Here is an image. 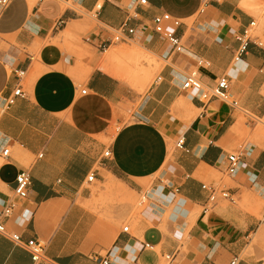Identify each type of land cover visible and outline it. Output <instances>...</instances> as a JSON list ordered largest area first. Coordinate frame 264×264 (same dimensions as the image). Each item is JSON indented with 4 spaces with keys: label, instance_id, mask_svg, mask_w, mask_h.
<instances>
[{
    "label": "crops",
    "instance_id": "0c3cea01",
    "mask_svg": "<svg viewBox=\"0 0 264 264\" xmlns=\"http://www.w3.org/2000/svg\"><path fill=\"white\" fill-rule=\"evenodd\" d=\"M245 1H12L0 18V98L19 86L24 96L0 110V146L10 147L9 158H0V214L15 205L2 219L24 241L45 243L41 264H100L110 252L111 264H165L167 255L171 264H229L235 257L239 264H264V149L246 144L254 118H264V45L247 38L255 18ZM161 13L180 21L184 53L169 56L154 32L153 18ZM124 23L135 29L132 42L163 63L142 96L97 68L96 58L86 79L71 73L88 47L102 52L99 40ZM242 42L246 50L236 61ZM16 71L25 77L18 80ZM192 72L207 85L227 76L238 108L218 100L204 107L182 89ZM181 136L184 150L175 144ZM244 145L242 172L229 177L227 157ZM108 148L112 158L100 165ZM164 168L169 183L147 191L154 205L128 233L120 229L121 216L106 225L95 217L94 181L142 194ZM23 171L32 184L21 200L14 189ZM203 185L229 191L233 201L210 206ZM0 264L33 262L0 235Z\"/></svg>",
    "mask_w": 264,
    "mask_h": 264
},
{
    "label": "built area",
    "instance_id": "2783aa9c",
    "mask_svg": "<svg viewBox=\"0 0 264 264\" xmlns=\"http://www.w3.org/2000/svg\"><path fill=\"white\" fill-rule=\"evenodd\" d=\"M13 0H0V18L3 16L5 11L9 8ZM44 1V0H40ZM210 1L217 0H207ZM140 6L147 5V0H136ZM153 30L158 34L163 40L167 42L168 45V55L182 54L185 52V47L181 41V38L177 36L176 31L180 27V21L172 18L167 13H161L153 18ZM63 22L57 24V28L61 27ZM170 27V29L168 28ZM135 29L130 27L127 23L112 29V35L110 38H101L97 43V48L106 52L112 46L118 44H129L134 40ZM240 40V39H239ZM241 41V40H240ZM247 43L242 42L237 56L236 61H239L242 54L246 50ZM25 76V71H16V77L21 80ZM182 89L187 92H192L196 98L207 107L213 101H221L228 103L233 108H238V102L235 101L230 94V80L227 76H222L214 81L213 85H207L203 82L202 78L196 73L192 72L184 77L182 82ZM82 94H86L83 90ZM24 93L19 86L9 97L2 99L0 98V110L3 112L14 104L15 100L19 97H23ZM262 103L264 105V95L262 97ZM256 121V119L254 118ZM3 139V137L1 138ZM176 148L184 150L185 149V138L181 136L176 140ZM248 152V145H244L236 153L230 154L227 157V175L229 177H235L242 172L243 166L245 165V158ZM10 156V147L7 144L0 146V158L3 160L8 159ZM112 151L111 148L106 149L99 161L102 165L105 161L111 160ZM95 179V175L92 174L88 177V183H92ZM31 176L28 171L21 172L16 178V186L14 189L15 196L18 199H26L29 196L31 188ZM203 190L209 192V204L210 206L216 205L219 201H233L231 194L227 190L218 189L217 186H202ZM154 202L151 201L149 193L145 192L141 194L140 205L144 208H152ZM146 204V206H145ZM15 208L14 204H10L0 214V235L11 240L15 245L24 248L31 256L33 264H41L45 258V243L37 239H32L29 241H24L19 233L9 232L4 219L10 218L13 210ZM4 218V219H2ZM264 226V217L261 221ZM125 233H128L129 227L123 229ZM147 247V246H145ZM112 253L110 252L106 258H101L99 260L100 264H111ZM173 261V256L167 255L164 257L165 264H171ZM229 264H239L238 258H233Z\"/></svg>",
    "mask_w": 264,
    "mask_h": 264
},
{
    "label": "rangeland",
    "instance_id": "374dc122",
    "mask_svg": "<svg viewBox=\"0 0 264 264\" xmlns=\"http://www.w3.org/2000/svg\"><path fill=\"white\" fill-rule=\"evenodd\" d=\"M72 6L71 3L63 4L64 8ZM244 6L255 18L256 24L248 32L247 38L259 41L264 45V0L245 1ZM90 17L92 16L90 15ZM196 19L197 18L190 20L188 24L190 26L194 25ZM88 48L89 50L85 52L82 57L83 61L71 72L73 76L81 80L86 79L93 70V66H91L90 63L96 58L97 68L121 80L128 86L129 90L141 96L144 95L154 83L163 66V63L159 61L156 56L143 49L138 42L118 44L111 47L107 52H97L90 47ZM110 52L115 53L114 57L110 56ZM107 62L109 63L105 70L103 64ZM110 65L112 66L110 67ZM117 73L123 75V78L118 77L119 75ZM127 121L130 122V115ZM247 133L249 135L246 144H254L264 149V118H256V122L247 130ZM173 148V144L170 143L169 158L172 155ZM166 170L167 169L164 168L154 178L147 180L143 184V193L150 191L152 185L155 183L167 185L169 183V176L163 173L166 172ZM217 179H219V176ZM89 187L93 193L92 203L94 207L92 212L95 214V217L105 225L114 222L117 217L121 216L119 226L120 229L123 230L125 227H130L131 222L138 219L140 213L145 209L144 206L140 205L141 194L132 192L117 182H106L101 184L94 181Z\"/></svg>",
    "mask_w": 264,
    "mask_h": 264
},
{
    "label": "bare ground",
    "instance_id": "6f19581e",
    "mask_svg": "<svg viewBox=\"0 0 264 264\" xmlns=\"http://www.w3.org/2000/svg\"><path fill=\"white\" fill-rule=\"evenodd\" d=\"M255 25H256V24H255ZM251 35H252V34H251ZM249 36H250V35H249ZM109 54H110L111 57H114V55H115L114 52H110ZM110 56H109V57H110ZM109 61H110V60H109ZM150 61H151V60H150ZM108 63H109V62H107L106 64H103V65H104L103 68H104L105 70H106V68H107ZM111 64H113V63H111ZM111 66H112V65H110V67H111ZM117 74L119 75V76L117 75L118 77H122V78H123V75H121V74H119V73H117ZM134 74H135V73H134ZM115 75H116V73H115ZM131 76H132V75H131ZM133 76H134V75H133ZM134 77H136V76H134ZM136 78H137V77H136Z\"/></svg>",
    "mask_w": 264,
    "mask_h": 264
}]
</instances>
